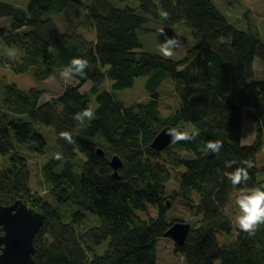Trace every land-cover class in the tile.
I'll return each instance as SVG.
<instances>
[{
    "label": "trees",
    "instance_id": "16d2710c",
    "mask_svg": "<svg viewBox=\"0 0 264 264\" xmlns=\"http://www.w3.org/2000/svg\"><path fill=\"white\" fill-rule=\"evenodd\" d=\"M136 1L137 7H120L107 0H0V18L9 19L6 27L0 25V43L22 52L19 60L0 56L1 67L41 83L73 57L89 65L85 76L72 75L79 86L63 84L59 97L44 102L37 88H3L0 156L8 165H0V205L21 198L45 215L34 237L33 264H156L157 240L173 224L167 221L164 198L190 202L195 192L201 222L189 229L183 245L174 243L175 254L182 255L185 264H264V224L252 236L236 232L227 245L216 238L217 233L232 234V222L224 214L230 195L264 185V168L255 162L257 152L264 150V79H254V62L264 61V39L248 15L245 31L238 29L213 0ZM79 5L84 11L79 24L94 32L92 41L76 32H60L52 20ZM161 11L168 13L167 19ZM150 21L160 25L156 34L162 40L160 29L180 46L186 39L174 29L186 27L194 46L179 60L144 51L141 34L151 32L145 27ZM139 77L146 78V101L126 105L112 93L132 87ZM167 78L179 106L164 115L158 90ZM87 82L92 86L81 93L79 87ZM85 108H91L94 117L78 127L74 114ZM244 108L254 112V140L249 145L242 143ZM180 123L199 129L194 140L172 144L182 154H160L151 147L162 128ZM36 125L52 129L62 156L56 159L54 154L42 165L47 185L43 196L30 193L26 156V151L46 152ZM61 131L70 132L75 143L60 138ZM208 140L222 141L218 155L201 151ZM114 155L122 161L116 176L109 165ZM244 160L254 165L248 169L250 179L233 187L224 173ZM171 168L182 171L175 174ZM69 202L80 209L64 211ZM147 204L156 213L145 220L140 213ZM85 213L94 215L97 224L85 228ZM104 242V252L96 253Z\"/></svg>",
    "mask_w": 264,
    "mask_h": 264
},
{
    "label": "rangeland",
    "instance_id": "374dc122",
    "mask_svg": "<svg viewBox=\"0 0 264 264\" xmlns=\"http://www.w3.org/2000/svg\"><path fill=\"white\" fill-rule=\"evenodd\" d=\"M25 1V0H24ZM117 6L124 7L125 5L136 6V0H127L125 3H119L116 0H107ZM227 19L232 22L238 29H246V18L245 15H248L251 21L257 27L262 38L264 39V0H213ZM84 11L82 6L75 7L71 13L59 14L52 17L53 22L57 26L60 32L65 33H77L83 35L88 40L92 41L94 39V32L89 29H84L83 25H80L79 22L83 18ZM9 22L8 18L1 17L0 25L7 26ZM146 28L151 29L150 33L141 34V42L143 45V50L149 53L158 54L160 53V46L164 40H162L157 34V30L160 28V25L156 22L150 21L145 25ZM175 33L179 36H182L186 39V43L178 48L174 49V55L169 59H181L185 56L186 51L194 46L195 41L192 36L191 30L187 29L184 26H179L174 29ZM9 50H13L15 57L19 60L22 56V52L16 46H7L0 43V56L8 55ZM164 57V56H163ZM255 69V78L258 80L264 79V61L256 60L254 62ZM146 78L139 77L135 79V82L132 87L126 88L121 91H112V93L119 100L123 101L126 105H134L137 103L144 102L148 99V93L144 88ZM17 86L21 90H27L30 88H37L42 92L41 102L47 101L51 98H57L63 92V84H71L79 86V82L73 78L69 77L67 80L61 78L60 72L55 73L54 75L49 76L47 79L41 83H37L33 76L27 74H15L11 70L3 68L0 66V93L6 85ZM91 83L87 82L84 85L79 87L81 93L88 92ZM105 88L109 87V83L104 85ZM159 109L164 115H168L173 112L179 106V96L174 90L172 81L167 78L165 79L159 87ZM90 104L94 107L95 99L94 96H90ZM1 102V100H0ZM1 109V107H0ZM254 112L251 108H244L243 110V126H242V143L244 145H249L254 140L255 133V121H254ZM180 130H191L193 129L192 125L189 123H180L177 126ZM34 130L41 133L46 141V152L43 155L37 154L35 152L26 151V156L28 157V164L30 168L31 178H30V190L37 195L43 196L46 193L47 185L43 179L42 165L48 160L52 155L57 154V147L55 144V136L52 129L47 128L43 125H36ZM173 144V143H172ZM172 144L158 151L160 154L164 151L176 152L182 154L183 152L177 148L172 147ZM101 148V147H98ZM169 154V153H166ZM165 157H160L164 159ZM255 162L257 167L264 168V150L257 152L255 156ZM0 165H8L5 163L4 158L0 156ZM173 173L182 171V169L171 168ZM173 181H175L174 175L170 177V186H173ZM176 187V186H174ZM249 189H243L233 192L230 196V202L224 209V214L228 216L230 222H232V234L227 235L224 233H217L216 238L218 244L227 245L228 243L234 240L235 233L240 231L238 226L235 224V217L239 214V208L236 205V196L241 191H248ZM7 200L10 199L6 198ZM170 198H168L169 200ZM197 193H193L191 196L190 202H184L180 197H174L172 202H169V205L166 204V198L164 202L166 204V218L167 221L174 222H184L188 223L191 227H196L199 222H201V217L197 215L196 205L198 203ZM80 209L79 207L73 205L69 202L64 207L65 211H76ZM62 210V211H63ZM70 213V212H68ZM156 208L151 204H147L146 211L140 213V216L143 219L146 217L155 216ZM84 227H92L97 224V218L94 215L85 213ZM174 241L169 237H163L157 240V255H156V264H185L184 258L180 254H175L174 252ZM106 248V242L103 243L100 247H96L95 252L101 254ZM215 264H219L216 262Z\"/></svg>",
    "mask_w": 264,
    "mask_h": 264
},
{
    "label": "clouds",
    "instance_id": "9594fccd",
    "mask_svg": "<svg viewBox=\"0 0 264 264\" xmlns=\"http://www.w3.org/2000/svg\"><path fill=\"white\" fill-rule=\"evenodd\" d=\"M162 18L167 19L168 13L161 11ZM160 35L165 37L160 46V53L166 58L174 55V49L180 46V41L175 37H169L163 29L159 30ZM8 55L14 58L15 53L9 50ZM88 61L82 57L76 56L71 58L68 66L64 67L61 72V78L67 80L72 75L81 77L86 75L85 69L88 68ZM94 111L91 108H85L74 114V119L79 122L78 127L83 125L86 119H92ZM167 135L170 136V142L175 144L180 141H192L199 136V129L180 130L177 127H172L167 130ZM60 138L66 140L69 144H74L73 135L68 131H61ZM223 143L220 140H208L205 142L201 151L207 155L208 153L219 154ZM56 159H61L60 153L55 155ZM254 167L252 161L244 160L233 171L225 172L224 175L230 181L233 187L247 182L250 179L248 169ZM236 205L239 208V214L235 217V224L240 230L248 233L250 236L255 235L258 227L264 224V185L252 187L248 191H241L236 196Z\"/></svg>",
    "mask_w": 264,
    "mask_h": 264
},
{
    "label": "water",
    "instance_id": "95a60500",
    "mask_svg": "<svg viewBox=\"0 0 264 264\" xmlns=\"http://www.w3.org/2000/svg\"><path fill=\"white\" fill-rule=\"evenodd\" d=\"M173 126L162 128L151 142V147L162 151L172 143L167 130ZM97 153L102 156L103 151L98 148ZM116 176L122 166L121 159L114 155L109 161ZM169 205V201H166ZM45 215L30 208L21 198H17L10 205H0V264H33L35 254L34 237L43 225ZM190 225L184 222H174L165 232V237L171 238L175 244L183 245Z\"/></svg>",
    "mask_w": 264,
    "mask_h": 264
},
{
    "label": "crops",
    "instance_id": "0c3cea01",
    "mask_svg": "<svg viewBox=\"0 0 264 264\" xmlns=\"http://www.w3.org/2000/svg\"><path fill=\"white\" fill-rule=\"evenodd\" d=\"M260 151H261V150H260ZM260 151H259V152H260Z\"/></svg>",
    "mask_w": 264,
    "mask_h": 264
},
{
    "label": "flooded vegetation",
    "instance_id": "af4514ba",
    "mask_svg": "<svg viewBox=\"0 0 264 264\" xmlns=\"http://www.w3.org/2000/svg\"><path fill=\"white\" fill-rule=\"evenodd\" d=\"M112 168V167H111ZM113 170V169H112Z\"/></svg>",
    "mask_w": 264,
    "mask_h": 264
}]
</instances>
